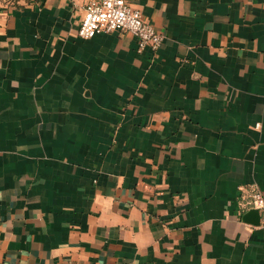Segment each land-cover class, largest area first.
<instances>
[{"label":"crops","instance_id":"0c3cea01","mask_svg":"<svg viewBox=\"0 0 264 264\" xmlns=\"http://www.w3.org/2000/svg\"><path fill=\"white\" fill-rule=\"evenodd\" d=\"M87 2H0V264H264V0Z\"/></svg>","mask_w":264,"mask_h":264},{"label":"built area","instance_id":"2783aa9c","mask_svg":"<svg viewBox=\"0 0 264 264\" xmlns=\"http://www.w3.org/2000/svg\"><path fill=\"white\" fill-rule=\"evenodd\" d=\"M115 31H126L134 35L139 52L147 47L157 51L164 40V35L143 17L139 9L132 7L128 0H88L78 28V37L87 39ZM247 205L258 208L264 214V196L255 184L248 190Z\"/></svg>","mask_w":264,"mask_h":264},{"label":"water","instance_id":"95a60500","mask_svg":"<svg viewBox=\"0 0 264 264\" xmlns=\"http://www.w3.org/2000/svg\"><path fill=\"white\" fill-rule=\"evenodd\" d=\"M244 220L253 223L260 224L261 213L258 208H251L244 214Z\"/></svg>","mask_w":264,"mask_h":264}]
</instances>
